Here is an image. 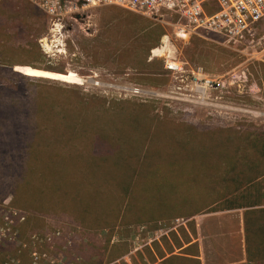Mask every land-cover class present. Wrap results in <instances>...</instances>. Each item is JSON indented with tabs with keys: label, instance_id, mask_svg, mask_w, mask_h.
Listing matches in <instances>:
<instances>
[{
	"label": "rangeland",
	"instance_id": "374dc122",
	"mask_svg": "<svg viewBox=\"0 0 264 264\" xmlns=\"http://www.w3.org/2000/svg\"><path fill=\"white\" fill-rule=\"evenodd\" d=\"M258 33L257 50L233 47L116 7L57 26L28 0H1L0 210L15 213L18 238L0 244V264H148L189 234L207 264L235 261V215L192 212L187 231L157 206L219 184L239 205L264 193V24ZM199 69L223 79L222 99L187 101L182 79ZM258 231L247 226L250 241Z\"/></svg>",
	"mask_w": 264,
	"mask_h": 264
},
{
	"label": "built area",
	"instance_id": "2783aa9c",
	"mask_svg": "<svg viewBox=\"0 0 264 264\" xmlns=\"http://www.w3.org/2000/svg\"><path fill=\"white\" fill-rule=\"evenodd\" d=\"M1 1V0H0ZM42 10L54 23L80 21L92 10L116 7L157 21L172 20L179 34L215 35L233 47L256 49L262 44L258 29L264 24V0H28ZM258 49V48H257ZM256 49V50H257ZM166 69L173 75H182L181 63L168 59ZM183 95L187 101L200 97L205 100L215 92V100L222 99L226 87L221 77L212 78L199 69L192 71L185 81ZM140 93V91H137ZM218 94V95H217ZM223 94V93H222ZM14 212L4 202L0 210V244L15 242L18 238ZM34 260L39 261L38 254Z\"/></svg>",
	"mask_w": 264,
	"mask_h": 264
},
{
	"label": "crops",
	"instance_id": "0c3cea01",
	"mask_svg": "<svg viewBox=\"0 0 264 264\" xmlns=\"http://www.w3.org/2000/svg\"><path fill=\"white\" fill-rule=\"evenodd\" d=\"M218 184L219 183L215 181L213 184L214 188H216ZM245 188H247V186ZM229 193L230 192L225 191L223 184H219V188H217L213 194L209 195H188L182 193L181 198H175L169 192L167 193L169 206H157V210L164 212H181L175 216L177 217L176 222H182L178 225H182L188 231L189 222L193 219H189L188 217L196 215L193 213H200L210 209L211 207H219L213 211L212 215L214 217L228 214L235 215V217L238 218L240 234H242L243 237L241 242V252L237 256L236 260L226 262L225 264H254L258 262L254 260H259L264 263V193L263 191L261 193L244 192V196L248 197V199L246 198L247 201H250V196L251 201H255L254 203H249L248 205H245L247 202L240 205L239 203L236 204L235 202H237L236 200L239 195L237 193L229 195ZM206 198H208V200H206ZM252 222L254 227L259 230L255 234L256 238L251 240L254 242L250 241L246 232L247 226L252 224ZM196 226L198 228L200 227L199 224ZM178 228L179 226L171 231H175L179 234ZM167 234L168 233L166 232L165 239L170 241V236ZM198 236L199 237L194 238L191 234H189L187 235L186 240L181 237V240H179V247L175 248L176 252H166L161 257L155 254V258L152 254H150L152 256L150 259L154 261L153 264H207L206 245L200 238V234ZM172 250H174V248H172ZM146 260L148 261L147 257ZM153 261H148V264H152Z\"/></svg>",
	"mask_w": 264,
	"mask_h": 264
},
{
	"label": "trees",
	"instance_id": "16d2710c",
	"mask_svg": "<svg viewBox=\"0 0 264 264\" xmlns=\"http://www.w3.org/2000/svg\"><path fill=\"white\" fill-rule=\"evenodd\" d=\"M32 69V68H31ZM69 132H71V131H69ZM70 135L72 136V137H76V135H77V133L76 132H73V133H70ZM78 136V135H77ZM65 138V137H64Z\"/></svg>",
	"mask_w": 264,
	"mask_h": 264
}]
</instances>
